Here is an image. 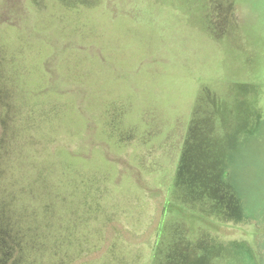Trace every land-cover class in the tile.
Returning a JSON list of instances; mask_svg holds the SVG:
<instances>
[{"label": "rangeland", "instance_id": "1", "mask_svg": "<svg viewBox=\"0 0 264 264\" xmlns=\"http://www.w3.org/2000/svg\"><path fill=\"white\" fill-rule=\"evenodd\" d=\"M222 2L0 0V199L30 264H151L189 125L196 153L229 137L242 201L194 222L209 264H247L229 240L264 264V0Z\"/></svg>", "mask_w": 264, "mask_h": 264}, {"label": "trees", "instance_id": "2", "mask_svg": "<svg viewBox=\"0 0 264 264\" xmlns=\"http://www.w3.org/2000/svg\"><path fill=\"white\" fill-rule=\"evenodd\" d=\"M187 2H195V0H186ZM207 3L202 0V8L200 11H195L193 16L194 3H191V7L187 9V16L189 19L191 16L196 17L204 10L212 13L214 8L221 9L223 15L222 5L225 1L228 7L232 5L233 0H209ZM209 3V4H208ZM210 5V9L208 7ZM208 8V9H207ZM212 10V11H211ZM229 13V12H228ZM200 14V16H201ZM209 15V14H208ZM191 20V19H190ZM207 34L214 36L208 26L205 24L202 27ZM192 138V129L189 125L187 133L185 135L184 145L181 150V155L176 166L175 177L173 178L172 189L169 190V198L167 201V209L163 214L158 231L160 232V238L158 244L155 246L153 258L151 264H185L187 256V244L180 243V235H177L178 227L183 229L188 226L193 232L196 241L195 258L192 264H209L208 256H206V250L209 245L205 238H208L206 233L201 232L199 228L193 230V224L198 219H212L213 221H228L234 222L239 220L241 213V198L237 194L235 187L230 183L229 174V160L227 155V143L228 136H224L222 142H225V146L222 147L223 152L220 150L216 153L217 158L209 156L208 152L199 151L196 153L193 147L188 144V141ZM194 140V137L192 141ZM192 151L190 150V148ZM192 154V156H191ZM213 158V159H212ZM0 199V264H30L21 246L22 234L15 225L13 219L8 215V209L6 205ZM202 215L204 218H201ZM200 220L201 222H203ZM213 226V225H212ZM211 226V227H212ZM164 234H169L164 238ZM224 242V241H223ZM228 251L230 255L237 259L239 263H245L244 258H247V264L251 263L252 256L254 255L253 248L246 241H227ZM164 244L166 247H164ZM221 244H215L214 249L216 251V257L221 256L220 249L224 250ZM171 246H177L175 251L176 256L170 250ZM192 246V245H191ZM190 246V247H191ZM164 248H166L165 256L166 261L163 259ZM192 249V247H191ZM17 251V255L15 252ZM190 251V250H188ZM179 254V255H178ZM25 256V258H24ZM181 257V258H179ZM223 261L217 260L213 264H222Z\"/></svg>", "mask_w": 264, "mask_h": 264}]
</instances>
